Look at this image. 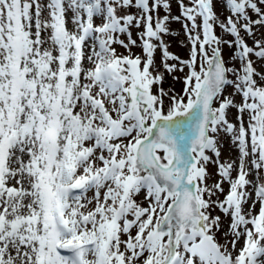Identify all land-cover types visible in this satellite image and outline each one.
<instances>
[{
	"label": "snow or ice",
	"instance_id": "obj_1",
	"mask_svg": "<svg viewBox=\"0 0 264 264\" xmlns=\"http://www.w3.org/2000/svg\"><path fill=\"white\" fill-rule=\"evenodd\" d=\"M175 2L0 0V264H264V0Z\"/></svg>",
	"mask_w": 264,
	"mask_h": 264
},
{
	"label": "rangeland",
	"instance_id": "obj_2",
	"mask_svg": "<svg viewBox=\"0 0 264 264\" xmlns=\"http://www.w3.org/2000/svg\"><path fill=\"white\" fill-rule=\"evenodd\" d=\"M171 10H172V13L174 15H179V7L176 4L175 0H172V9ZM217 11L219 13V11H220L219 6H217ZM161 15H163V12H161ZM171 27L173 29H175L179 33V36L176 37V38H173V37H168L167 38L169 40H172V43H173V46L169 50L171 52H174V53L178 54V55H181L183 58H187V50L186 49H181L180 46H179V44L177 43L178 40L185 39V37L183 35V30L181 28V25L179 23H174V24L171 25ZM217 31L219 32V29H217ZM135 35H136V33L134 31L133 32V38H135ZM228 39H231V37H228ZM249 43H251V41H249ZM117 51L120 52V53L127 54L125 52V50L123 48H120L119 46H117ZM132 51H133V53H137V54L140 53V49L139 48H133ZM229 55H230V50L227 49V47H226L225 48V58L227 59ZM159 58H160L159 57V53H157V62H159ZM176 75L177 76H181L182 74L177 73ZM164 87L166 89L171 87V88H174L175 91L180 92L181 89H182V87H183V85L179 81H172L171 78L170 77H167V74H166V81H165ZM229 91H231V89H229ZM236 99H237V101H239L240 98L237 96ZM234 157H235V153L230 152L227 149V146H226L225 149L222 151V157H221L222 161L223 160H226V159L234 158ZM211 171L214 172L215 169H211ZM234 175H235V173H234ZM217 179H218V177L215 176V175H213L212 180H210L209 183H212V182H214ZM223 187L225 189V194H226L227 193V190H228V185L227 184H224ZM89 195H91V194H89ZM223 198H224V196L221 195L220 196V199H223ZM213 214L214 215L219 214V211H217V212H215Z\"/></svg>",
	"mask_w": 264,
	"mask_h": 264
},
{
	"label": "trees",
	"instance_id": "obj_3",
	"mask_svg": "<svg viewBox=\"0 0 264 264\" xmlns=\"http://www.w3.org/2000/svg\"><path fill=\"white\" fill-rule=\"evenodd\" d=\"M217 34L219 35V34H220V32H218V31H217Z\"/></svg>",
	"mask_w": 264,
	"mask_h": 264
}]
</instances>
